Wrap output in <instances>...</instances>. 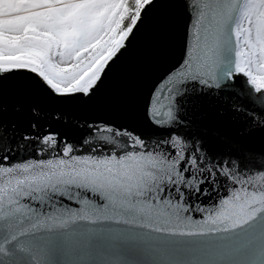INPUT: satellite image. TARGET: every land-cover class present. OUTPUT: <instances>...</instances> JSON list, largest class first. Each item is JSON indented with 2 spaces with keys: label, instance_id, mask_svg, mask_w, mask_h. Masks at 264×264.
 <instances>
[{
  "label": "snow or ice",
  "instance_id": "6c2138e0",
  "mask_svg": "<svg viewBox=\"0 0 264 264\" xmlns=\"http://www.w3.org/2000/svg\"><path fill=\"white\" fill-rule=\"evenodd\" d=\"M0 264H264V0H0Z\"/></svg>",
  "mask_w": 264,
  "mask_h": 264
}]
</instances>
